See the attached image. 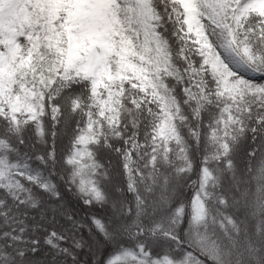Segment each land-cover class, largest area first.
Instances as JSON below:
<instances>
[{
	"label": "snow or ice",
	"instance_id": "snow-or-ice-1",
	"mask_svg": "<svg viewBox=\"0 0 264 264\" xmlns=\"http://www.w3.org/2000/svg\"><path fill=\"white\" fill-rule=\"evenodd\" d=\"M0 264H264V0H0Z\"/></svg>",
	"mask_w": 264,
	"mask_h": 264
}]
</instances>
